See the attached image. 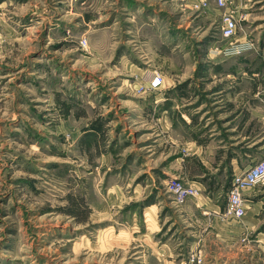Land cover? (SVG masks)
<instances>
[{"label":"rangeland","instance_id":"1","mask_svg":"<svg viewBox=\"0 0 264 264\" xmlns=\"http://www.w3.org/2000/svg\"><path fill=\"white\" fill-rule=\"evenodd\" d=\"M202 2L0 0V264H264V185L228 213L211 94L256 69L264 89L262 40L236 63L234 0Z\"/></svg>","mask_w":264,"mask_h":264},{"label":"crops","instance_id":"2","mask_svg":"<svg viewBox=\"0 0 264 264\" xmlns=\"http://www.w3.org/2000/svg\"><path fill=\"white\" fill-rule=\"evenodd\" d=\"M202 1L203 0H186V5L192 8L193 4L195 5ZM234 5L236 8L234 7L233 11L238 20V30L236 35L229 41L233 45L240 46L251 43L252 47L235 54L233 58L236 63L252 65L256 63V60L246 59V57L249 52L253 51L256 40H262L261 44L264 52V35L260 38V34L264 33V0H234ZM226 12L228 11H225L223 14ZM241 26L244 27V30H242L243 27L241 28ZM252 32L256 33V37L250 36ZM215 53L216 55L219 54L217 50ZM262 60L264 61V55ZM249 71H246V73L243 72L241 78L236 80L238 82L237 85L240 86L226 90L217 88V90L214 89L211 91V94L216 96L213 105H217L222 109L219 111L222 134L218 135V138H216L217 143H215L216 147L214 151L215 154L218 155V158L222 160L227 159V163L225 164L226 167L222 165V170L223 173H228L231 178L240 175L253 163L264 157V104L258 102L261 101V99L264 101V89L253 86L260 75L259 72H256L257 69L253 72ZM240 82L246 86L241 85ZM255 124H258L260 130L256 136L251 135V133H243L238 129L244 127L248 128L250 125ZM212 136L215 135L213 134ZM192 141L193 143L196 142V140ZM203 143L204 142L200 141L199 144ZM255 194L256 192L253 188L247 189L244 192V195L249 199V206L253 205L254 209H256V206H259L258 200L254 199V196H256ZM188 203L189 202H187L184 207H186ZM150 208L151 207L144 210L146 213L145 217L150 216ZM208 210V208H204V211L201 210V213L206 214ZM252 213L256 214L257 211H252ZM250 222L254 223L255 220H252L250 217L247 219L246 223L251 224ZM228 225L233 230H241L243 228H241V225L230 223Z\"/></svg>","mask_w":264,"mask_h":264},{"label":"built area","instance_id":"3","mask_svg":"<svg viewBox=\"0 0 264 264\" xmlns=\"http://www.w3.org/2000/svg\"><path fill=\"white\" fill-rule=\"evenodd\" d=\"M228 4L229 0H216V5L219 8H227ZM237 30L238 20L235 17L234 11L230 10L223 14L221 18L220 38L230 40L236 35ZM230 47L237 54L244 49L251 48L252 44L247 43L244 46L231 45ZM153 83L155 84H153L154 86L159 84L157 80H154ZM258 184L264 185V160L235 178L230 196H228V213L235 220H240L245 212V205L241 199L242 190ZM167 192L175 205H182L188 198L197 196V190L193 186L183 183L178 179L167 183ZM196 262L200 264L202 262L201 258L197 257Z\"/></svg>","mask_w":264,"mask_h":264}]
</instances>
